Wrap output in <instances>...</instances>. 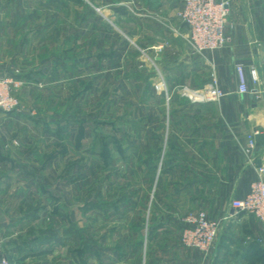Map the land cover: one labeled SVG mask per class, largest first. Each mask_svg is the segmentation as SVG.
<instances>
[{
  "label": "crops",
  "instance_id": "crops-1",
  "mask_svg": "<svg viewBox=\"0 0 264 264\" xmlns=\"http://www.w3.org/2000/svg\"><path fill=\"white\" fill-rule=\"evenodd\" d=\"M227 1L229 41L199 53L179 15L182 0H0V53H9L12 62L0 55V74L20 71L21 86L27 84L20 90L22 99L26 89L28 96L35 93L31 83L66 78L63 102L78 104L77 115L67 108L49 119L38 118L22 102L17 109L0 111V153L7 148L0 157V193L17 188L15 208H0V264L11 261L12 248L21 243L13 237L14 229L39 216L29 200L35 186L47 191L51 175L45 170L51 173L53 162L66 156L68 139L80 148L93 133L96 154L105 165L115 157L113 144L125 173L136 177L139 172L142 181L140 189L120 193L117 199L102 198L108 195L97 188L80 206L83 212H103L107 220L110 211L127 220L125 231L117 226L101 236L111 242L114 233L124 232L119 236L123 252L108 248L113 264H264V221L231 203L245 197L259 177L264 179V144L256 150V142L247 151L249 135L264 132V0ZM37 35L43 42L35 54ZM115 36L120 39L116 45ZM21 56L30 64L17 67ZM240 63L249 78L247 93L238 91ZM252 68L258 70L257 81L250 75ZM213 76L225 92L218 100L193 102L180 91L182 85L204 88ZM89 102L92 109L86 111L83 104ZM110 111L115 117L104 118ZM119 121L124 125H117ZM40 122L45 138L55 135L65 151L52 157L41 146L30 128ZM102 125H110L115 135L100 134ZM120 131L123 138L116 135ZM100 139L107 151L99 148ZM132 149L139 154L134 157L128 152ZM94 162L81 163L95 168ZM199 210L221 219L207 254L181 242L182 218ZM16 211L24 218L13 219ZM78 236L83 238V233L76 232ZM92 252L100 260L106 256Z\"/></svg>",
  "mask_w": 264,
  "mask_h": 264
},
{
  "label": "rangeland",
  "instance_id": "rangeland-1",
  "mask_svg": "<svg viewBox=\"0 0 264 264\" xmlns=\"http://www.w3.org/2000/svg\"><path fill=\"white\" fill-rule=\"evenodd\" d=\"M88 1L90 2V0ZM42 21L43 20H39L37 22ZM46 40H53L55 42L53 37L47 35ZM90 40V36L86 37L84 43L86 44L90 42ZM113 41L115 42L114 45H116L120 42V39L115 36ZM42 42L43 36L37 35V50L35 54H38V47L40 48V43ZM54 47L59 46L54 43ZM2 54L5 59L10 62L9 53H0V55ZM19 60L20 66L16 64L17 67L30 64L27 63L26 59L22 58V56ZM11 63L12 62H10V64ZM58 71L60 72L61 69ZM65 80L67 81L65 78L62 81L33 83V86L31 83L30 87L35 89V93L33 96H28L26 89L23 99L19 95L20 90L27 85L26 83L19 87L16 93L23 103V107L27 110L32 109L33 113H35L38 118L42 117L44 119H49L50 114L59 115L60 113L61 115L62 111H65L67 108H69L68 112L72 109L71 111L73 113L70 112V114L77 115L74 113L75 109L78 107L75 100H73L72 103L71 100L63 102V97L66 94L64 86L66 84ZM103 102L101 101V103ZM105 104L104 102L103 109L107 111L105 109ZM83 109L86 111L91 110L90 102L83 104ZM110 113L112 114L104 116V118L113 119L115 113H118V110H116L115 113L110 111ZM83 117H85V115H83ZM43 125L44 123L40 122L36 124L35 127L33 124L30 127L36 140L41 142V146L44 145L43 147L46 151L50 150L52 157L54 153L56 154L63 151V149L65 151L63 144L61 145L58 143L60 140L55 135H50L49 139L45 138ZM117 125L123 126L124 123L119 121ZM110 127V125H102L100 134L106 136L115 135ZM134 133L139 135V130L137 129ZM116 135L117 137L120 136L123 138L124 134L120 131ZM95 143L96 139L94 138V133L84 140V145L80 148L75 146L73 140L68 139V152L66 156L61 159L59 157L53 162L50 170L51 173H49V170H45L46 174L49 176L51 175L50 184H46L47 191L45 192L41 187L37 188L35 186L34 198L32 201L29 200V202L32 203L30 205L31 211H35V214L38 213L39 216L30 221H21L23 224L19 223V226L14 229L13 237L17 238L18 242L21 243L17 244L15 247L13 246L12 252L14 254L10 256L11 261L9 259H3L1 262L2 264H113L114 261L109 259L110 256H108V258L106 255L110 250L108 248L116 247L118 251L123 252L124 243L122 242V238L119 239V236H122L124 232H121L120 235L114 233V235L111 236V242H107V240L101 238V236L109 233L108 231L110 230L113 232L112 229H116L117 226H120L121 230L125 231L124 227H126L125 225L127 223L125 217L120 213L117 215V213L115 214L113 211H110L111 218L107 220L104 218L103 212L96 209L83 212L80 206L83 205L87 199L92 197V193L97 188H101L102 191L108 195L102 196V198L117 199L121 196L120 193H127L128 190L140 189L142 181L140 180L139 172L136 173V177L131 176L128 171L125 173L126 169L123 166L124 164L117 161V159H119L117 157H119L121 153H119L113 144L112 148L115 149V157L111 163L105 165L96 154L97 144ZM17 144L16 142L14 146L17 147ZM102 145L103 143L100 139V149L104 148ZM6 149L7 148H4L2 150L3 154L0 153V157L7 153ZM9 149L13 150V148ZM129 151H132L134 157L139 154V150L137 149L128 150V152ZM58 155L59 154L55 155L54 158ZM93 159L95 161V168L92 167V164L85 166V164L83 165V163H81L82 160L87 163H92ZM132 166V168L136 167L135 165ZM151 187L152 185H149L148 187L146 186L145 189H151ZM16 189L17 188L13 187L7 190L6 194L4 192L3 194L2 192L0 193V208L2 207L3 210L7 207L15 208V205H17V200L14 197L15 191H17ZM26 199L23 200L25 208L29 203ZM30 199H32L31 196ZM41 203H46V211H43ZM18 211L12 213L13 219L21 220L24 216L22 217L23 213ZM133 213L134 211L132 215ZM5 214H9V212H5ZM5 217H7V215H5ZM77 221L80 226L79 228H76ZM82 225H84V228H81ZM92 225H94V227H92ZM97 226H99V228ZM76 232L80 234L83 233V238L78 236V239H76ZM32 239L34 240L30 242ZM97 239L100 240L98 243ZM116 240L117 242L114 243ZM22 241H29L30 243L24 245ZM112 243L114 244L111 245ZM9 246L7 245L8 249H10ZM7 247L5 246L6 249ZM126 248L127 245L125 246V249ZM93 249L97 250L100 255L104 256L105 254L106 256L100 260L97 256H94L95 253L92 252ZM109 252H111V250ZM115 264L118 263L116 262ZM119 264H122V262L120 261Z\"/></svg>",
  "mask_w": 264,
  "mask_h": 264
},
{
  "label": "built area",
  "instance_id": "built-area-1",
  "mask_svg": "<svg viewBox=\"0 0 264 264\" xmlns=\"http://www.w3.org/2000/svg\"><path fill=\"white\" fill-rule=\"evenodd\" d=\"M183 7L179 13L183 23L190 30L189 42L196 52L202 53L224 47L230 37L225 32L229 17V2L227 0H182ZM239 80L238 91H251L249 78L243 64L236 65ZM253 81L259 79L257 68L250 70ZM22 82L14 75L0 74V111H11L21 105L17 89ZM181 93L193 102L218 100L225 95L213 76L211 82L204 88H192L182 85ZM258 130L249 135L247 151L256 144L255 135ZM232 206L237 211L254 213L264 221V179L259 177L251 184L249 193L243 198L232 200ZM184 227L181 233V242L186 247L198 248L207 254L213 247L219 235L221 219L211 218L205 210L187 213L182 218ZM163 264H185L181 261L165 262Z\"/></svg>",
  "mask_w": 264,
  "mask_h": 264
},
{
  "label": "water",
  "instance_id": "water-1",
  "mask_svg": "<svg viewBox=\"0 0 264 264\" xmlns=\"http://www.w3.org/2000/svg\"><path fill=\"white\" fill-rule=\"evenodd\" d=\"M255 140L257 142V148L256 150L261 149V147L264 144V132H259L255 135ZM258 165L261 166V160L257 161Z\"/></svg>",
  "mask_w": 264,
  "mask_h": 264
},
{
  "label": "trees",
  "instance_id": "trees-1",
  "mask_svg": "<svg viewBox=\"0 0 264 264\" xmlns=\"http://www.w3.org/2000/svg\"><path fill=\"white\" fill-rule=\"evenodd\" d=\"M11 73H12V75L16 76L17 78L20 77V75H21L20 71H17V70H14V71L11 72ZM104 149L107 151L106 148H104ZM105 150H104V151H105ZM183 227H184V224H183ZM182 229H183V228H182Z\"/></svg>",
  "mask_w": 264,
  "mask_h": 264
}]
</instances>
